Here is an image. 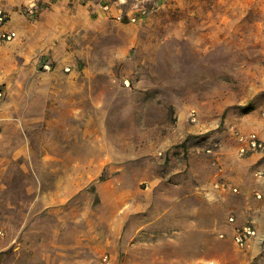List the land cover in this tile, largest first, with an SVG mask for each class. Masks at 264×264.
Here are the masks:
<instances>
[{
  "label": "rangeland",
  "instance_id": "374dc122",
  "mask_svg": "<svg viewBox=\"0 0 264 264\" xmlns=\"http://www.w3.org/2000/svg\"><path fill=\"white\" fill-rule=\"evenodd\" d=\"M4 3L0 264H264V0Z\"/></svg>",
  "mask_w": 264,
  "mask_h": 264
},
{
  "label": "built area",
  "instance_id": "2783aa9c",
  "mask_svg": "<svg viewBox=\"0 0 264 264\" xmlns=\"http://www.w3.org/2000/svg\"><path fill=\"white\" fill-rule=\"evenodd\" d=\"M146 14L145 9H141L139 15L131 16L132 21H137L142 18V15ZM10 15L9 12L2 6H0V40L11 41L17 37V31L10 28ZM45 68H49L50 64L45 63ZM8 93V88L6 82L0 78V120H1V110ZM239 146L238 152L240 155L245 156L253 154L256 152H264V134L260 135L257 132H251L245 135H240L238 137ZM259 174V172H258ZM237 191V188H234ZM258 197H261L260 193H257ZM230 223L235 222V217L233 215L228 218ZM3 231L0 230V235ZM229 233H221L220 236L224 237ZM257 235V229L253 223L247 222L241 225H235L233 232L231 233L233 241L240 247H244L249 243L250 238Z\"/></svg>",
  "mask_w": 264,
  "mask_h": 264
},
{
  "label": "crops",
  "instance_id": "0c3cea01",
  "mask_svg": "<svg viewBox=\"0 0 264 264\" xmlns=\"http://www.w3.org/2000/svg\"><path fill=\"white\" fill-rule=\"evenodd\" d=\"M4 1L5 0H0V6H2V7H4L8 12H9V15H10V23H9V26H10V28H12V29H14V30H16L17 31V37L15 38V39H13V40H11V41H14V40H16L18 37H20V34L23 32V33H27V32H29L28 30H27V28H25V29H23V23H21L20 22V20H18L17 18H15V16L13 15V14H11V12H10V10H11V8H8V6H9V4H6V3H4ZM109 7V5H105L103 8L104 9H107ZM117 10V11H116ZM116 10H113V8L110 6V11H108V12H110V13H112V11L114 12V11H116V15H119V13L121 12V9H119V8H117ZM105 11V10H104ZM17 17L19 18V15H17ZM11 41H4V40H0V42H11ZM0 78L1 79H3V77H1L0 76ZM5 82H6V80L5 79H3ZM6 85H7V88H8V93H7V96H6V99H5V101H4V104H3V106H2V110H1V120H0V129L3 127L2 125H3V120H4V108L6 107V104L8 103V98H9V96H10V87H9V85H8V83L6 82ZM253 154H257L256 155V158H257V160H259L260 161V163L257 165V167L259 168V170L257 171V172H259V174H263L262 172H264V152H256V153H253ZM258 180V182H256V186H257V188L259 189V190H264V175H261V176H258V178H257ZM260 193V192H259ZM247 200L245 199V202H246ZM256 218V217H255ZM252 219V220H250V223H253L254 225H255V221L258 219V218H256V219ZM234 226L235 225H233V227H232V231L231 232H229V235L231 236V233L233 232V229H234ZM256 227V226H255ZM256 229H257V227H256ZM259 234H258V229H257V235L255 236V237H253V238H250V240H249V243L246 245V246H244V247H242V248H245V247H250V246H252L253 245V243L255 242V240H257L258 239V236ZM231 238H232V236H231ZM240 247V246H239Z\"/></svg>",
  "mask_w": 264,
  "mask_h": 264
},
{
  "label": "bare ground",
  "instance_id": "6f19581e",
  "mask_svg": "<svg viewBox=\"0 0 264 264\" xmlns=\"http://www.w3.org/2000/svg\"><path fill=\"white\" fill-rule=\"evenodd\" d=\"M188 61L189 59L187 56H181L179 60L175 62L178 67V72H180L181 70H184L187 67Z\"/></svg>",
  "mask_w": 264,
  "mask_h": 264
}]
</instances>
